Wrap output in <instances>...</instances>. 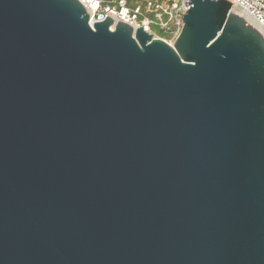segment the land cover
Masks as SVG:
<instances>
[{
	"label": "water",
	"instance_id": "obj_1",
	"mask_svg": "<svg viewBox=\"0 0 264 264\" xmlns=\"http://www.w3.org/2000/svg\"><path fill=\"white\" fill-rule=\"evenodd\" d=\"M191 3L172 46L0 0V264H264V36Z\"/></svg>",
	"mask_w": 264,
	"mask_h": 264
},
{
	"label": "built area",
	"instance_id": "obj_2",
	"mask_svg": "<svg viewBox=\"0 0 264 264\" xmlns=\"http://www.w3.org/2000/svg\"><path fill=\"white\" fill-rule=\"evenodd\" d=\"M86 8L89 23L103 21L107 15L114 17V29L120 21L138 27L174 45L182 32L185 21L183 15L191 7L190 0H79ZM233 8L245 14L247 22H253L264 35V0H229Z\"/></svg>",
	"mask_w": 264,
	"mask_h": 264
},
{
	"label": "bare ground",
	"instance_id": "obj_3",
	"mask_svg": "<svg viewBox=\"0 0 264 264\" xmlns=\"http://www.w3.org/2000/svg\"><path fill=\"white\" fill-rule=\"evenodd\" d=\"M232 12H235V13H238V14H240V15H242L244 18H245V14L243 13V12H241L239 9H237V8H233L232 9ZM247 21H248V19H247ZM251 25H253L255 28H257L259 31H260V29H259V27L257 26V25H255L253 22H249ZM263 35V34H262ZM264 36V35H263Z\"/></svg>",
	"mask_w": 264,
	"mask_h": 264
}]
</instances>
